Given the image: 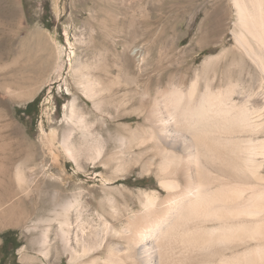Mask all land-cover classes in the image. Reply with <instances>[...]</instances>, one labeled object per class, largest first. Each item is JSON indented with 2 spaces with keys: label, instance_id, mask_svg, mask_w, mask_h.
Returning a JSON list of instances; mask_svg holds the SVG:
<instances>
[{
  "label": "bare ground",
  "instance_id": "1",
  "mask_svg": "<svg viewBox=\"0 0 264 264\" xmlns=\"http://www.w3.org/2000/svg\"><path fill=\"white\" fill-rule=\"evenodd\" d=\"M231 5L234 48L206 59L187 87L157 89L142 113V129L129 124L113 134L101 92L85 67H76L79 85L100 115L74 99L58 153L80 169L84 162L98 163L111 174L100 173L104 197L96 208L83 193L60 202L54 175L39 168L46 177L44 200L55 206L42 221L43 256L54 250L57 259L68 255L71 264H264V0H231ZM227 17L217 19L218 29ZM18 22L14 9L0 22V60L11 54L10 32L21 29ZM228 58L231 69L258 82L257 92L230 76L214 87L217 75H207ZM9 88L0 83V90L12 94ZM47 138L56 147V132ZM53 156L58 165L60 155ZM19 157L14 149L1 159L0 228L12 224V213L23 203L16 190L26 182ZM139 167L156 174L165 198L158 190L139 191L135 198L116 186ZM134 199L141 205L136 212Z\"/></svg>",
  "mask_w": 264,
  "mask_h": 264
},
{
  "label": "rangeland",
  "instance_id": "2",
  "mask_svg": "<svg viewBox=\"0 0 264 264\" xmlns=\"http://www.w3.org/2000/svg\"><path fill=\"white\" fill-rule=\"evenodd\" d=\"M13 9L21 29L12 28L11 54L0 60V83L6 82L12 91L0 90V163L16 149L26 182L16 187L23 203L12 213V224L0 228V258L3 236L13 232L21 244L16 264H71L68 255L57 259L52 249L46 258L40 250L42 221L55 206L44 200L41 185L46 177L39 168L54 175L60 202L83 193L94 207L104 197L100 173L111 174L98 163L84 162L80 169L65 153H58L65 116L74 99L80 108L100 115L82 91L76 67H85V74L101 92L102 107L112 116L105 118L113 134H122V127L129 124L142 129V113L157 89L187 87L201 73L206 59L234 48L235 10L231 0H0V22ZM225 13L228 17L218 29L216 21ZM231 64L230 58L223 59L207 75L210 79L217 75L214 87L222 86L230 76L257 92L258 82L246 73L241 76ZM32 92L33 97L25 99ZM40 95L35 107L38 116L22 122L17 110ZM117 114L125 116L114 119ZM52 131L57 134L56 147L48 142ZM53 153L60 155L58 165ZM116 186L129 189L135 198L139 191L158 190L161 199L167 195L156 174H146L140 167ZM132 208L134 212L141 209L138 199ZM124 222L120 220L117 227Z\"/></svg>",
  "mask_w": 264,
  "mask_h": 264
},
{
  "label": "trees",
  "instance_id": "3",
  "mask_svg": "<svg viewBox=\"0 0 264 264\" xmlns=\"http://www.w3.org/2000/svg\"><path fill=\"white\" fill-rule=\"evenodd\" d=\"M41 96L37 97L34 101L28 103L26 107L19 108L17 113L19 116H23L22 122H25L27 118H36L38 116L37 110L35 107L41 102ZM21 247V244L18 242V237L15 233L9 232L3 236V245L1 246V258L0 264H7L8 258L11 256L12 260L9 264H16L17 255L16 251Z\"/></svg>",
  "mask_w": 264,
  "mask_h": 264
},
{
  "label": "water",
  "instance_id": "4",
  "mask_svg": "<svg viewBox=\"0 0 264 264\" xmlns=\"http://www.w3.org/2000/svg\"><path fill=\"white\" fill-rule=\"evenodd\" d=\"M34 101V100H33Z\"/></svg>",
  "mask_w": 264,
  "mask_h": 264
}]
</instances>
